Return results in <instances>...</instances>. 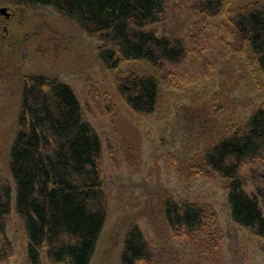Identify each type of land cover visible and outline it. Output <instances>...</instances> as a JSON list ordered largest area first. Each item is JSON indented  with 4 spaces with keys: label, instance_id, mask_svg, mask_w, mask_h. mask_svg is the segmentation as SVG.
<instances>
[{
    "label": "trees",
    "instance_id": "1",
    "mask_svg": "<svg viewBox=\"0 0 264 264\" xmlns=\"http://www.w3.org/2000/svg\"><path fill=\"white\" fill-rule=\"evenodd\" d=\"M8 1L49 6L77 25L94 42L118 95L141 115L154 114L168 92L208 73L207 59L201 54L206 21L195 22L182 38L158 35L150 27L165 17L173 2L201 17L226 18L215 29L225 54L238 55L241 69L260 73L264 83V0H251L235 9L228 7L230 0ZM131 62L143 63L145 68L129 67ZM135 139V144L127 142L125 151L131 160L135 147L138 151ZM182 163L187 173L227 179L232 220L264 238L263 107ZM8 168L12 181L0 175V235L5 236V218L14 204L28 239L29 264H43L42 253L50 264H90L109 204L102 141L73 88L58 76L30 72L22 78ZM246 183L253 185L252 194L245 190ZM163 213L172 237L185 242L197 259L221 262L223 233L210 205L168 195ZM6 248L5 243L0 259L9 255ZM120 264H156L152 246L136 223L124 235Z\"/></svg>",
    "mask_w": 264,
    "mask_h": 264
},
{
    "label": "rangeland",
    "instance_id": "2",
    "mask_svg": "<svg viewBox=\"0 0 264 264\" xmlns=\"http://www.w3.org/2000/svg\"><path fill=\"white\" fill-rule=\"evenodd\" d=\"M249 1L230 0L228 7L235 9ZM177 4L171 3L165 17L150 27L158 35L182 38L195 28V22L206 21L208 31L201 54L207 59L204 66L208 73L203 74L208 76L168 92L157 111L145 116L134 112L118 95L94 42L77 25L49 6L0 0V175L12 181L8 154L22 78L30 72L58 76L73 88L102 141L109 204L90 264H120L124 235L132 223L138 224L150 242L156 264H214L200 261L185 242L172 237L163 213L168 195L215 210L223 233V257L216 264H264V238L231 218L228 180L187 173L182 163L239 127L256 109L264 108L263 78L260 73L243 71L241 59L232 51L225 54L215 29L226 18H202ZM197 36L202 39L201 33ZM128 65L145 68L139 62ZM129 131L132 134L128 135ZM135 137L138 151L135 147L131 160L127 142L135 144ZM245 190L252 194L254 187L246 183ZM261 206L264 214L262 201ZM3 231L0 250L6 243L9 255L0 259V264H29L28 239L14 204ZM41 258L43 264H50L44 253Z\"/></svg>",
    "mask_w": 264,
    "mask_h": 264
}]
</instances>
